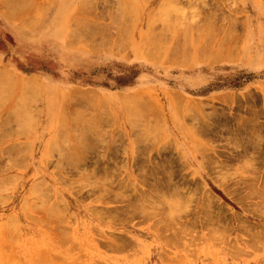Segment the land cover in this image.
Here are the masks:
<instances>
[{"label": "rangeland", "instance_id": "374dc122", "mask_svg": "<svg viewBox=\"0 0 264 264\" xmlns=\"http://www.w3.org/2000/svg\"><path fill=\"white\" fill-rule=\"evenodd\" d=\"M17 1L0 0V264H264V0Z\"/></svg>", "mask_w": 264, "mask_h": 264}, {"label": "bare ground", "instance_id": "6f19581e", "mask_svg": "<svg viewBox=\"0 0 264 264\" xmlns=\"http://www.w3.org/2000/svg\"><path fill=\"white\" fill-rule=\"evenodd\" d=\"M113 1H116V4H117V2H119L120 0H119V1H118V0H113ZM18 2H20V1H17V2H16L17 5H16V4H15V5H16L17 7L20 8V6H18ZM22 2H23V1L20 2L21 5H23V4L25 3V2H24V3H22ZM31 2H33V1L30 0L29 4H28L27 2H26L25 4L30 5V4H32ZM94 2H95V1H94ZM11 3H12V2H11ZM13 3H15V1H13ZM13 3L11 4V6L13 5ZM92 3H93V2H92ZM121 3H122V1H120V3L117 4V6H119ZM25 4H24V5H25ZM87 4H88V3H87ZM93 4H94V3H93ZM24 5H23V6H24ZM28 5H27V7H29ZM90 5H91V4L89 3V6H90ZM94 5H95V4H94ZM94 5H93V6H94ZM91 6H92V5H91ZM121 7H123V6L121 5ZM11 8H12V9H11ZM11 8H10V9H11L12 11H11V10H8V11H10L11 13H13V10H14L15 12L18 11V9H17L16 7H14L16 10H15L13 7H11ZM21 8H22V6H21ZM21 8H20V9H21ZM23 8H26V6L23 7ZM31 8H32V7H31ZM27 9H28V8H27ZM82 9H83V7H82ZM119 10H120L119 13H118V9H117V11L115 10V12H117L118 14H120V12H121L122 9L119 8ZM85 11H86V10H85ZM123 11H124V10H123ZM123 11H122V13H125V12H126V10H125V12H123ZM10 12H8V15H9ZM19 12H20V11H18L17 13H19ZM127 12H129V11H127ZM5 13H7V12H5ZM83 13H84V11H83ZM85 13H86V12H85ZM109 14H110V13H109ZM127 14H130V13H127ZM11 15H12V14H11ZM111 16H112V15L110 14V17H111ZM128 17H129V16H128ZM128 17H127V18H128ZM111 18H112V17H111ZM131 18H132V17H131ZM133 18H134V17H133ZM119 19H120V18H119ZM119 19H116V21L119 20ZM64 20H65V19H64ZM67 20H68V19H67ZM122 20H123V19H122ZM122 20H121V21H122ZM149 20H150V22H151V19H149ZM57 21H58V20H57ZM119 21H120V20H119ZM119 21H118V22H119ZM125 22H126V21H125ZM125 22H124L123 25H122V24H121V25L124 27V30L126 29V30H127L126 32H128V29H127L128 27L126 28L127 25H126ZM58 23H59V22H58ZM67 23H68V21H67ZM130 23H131V22H130ZM27 24H29V23H27ZM115 24H116V23H115ZM151 24H152V22H151ZM24 25H26V23H24ZM205 25H206V24H205ZM27 26H28V25H27ZM118 26L121 27V28H119ZM122 26H120V24L116 25V29H117V27H118V29H117L118 32H119V29H121V31H122V29H123ZM149 27H150V25H149ZM149 27H148V29H149ZM197 28H198V27H196V29H197ZM200 28H201V27H200ZM102 29H103V28H102ZM150 29H152V25H151ZM197 30H200V29H197ZM201 30H202V28H201ZM201 30L198 31V32L201 33ZM208 30L210 31V33H209V31H208L209 34H206L207 31H206L204 34L202 33L203 36H202V38L199 39V40H205V39H203L205 34L207 35V36L205 35V38H206V37H209L208 35H211V32H212L211 29H208ZM216 30H218V29H216ZM216 30H215V31H216ZM129 31H131V30H129ZM213 31H214V30H213ZM198 32H197L196 34H198ZM218 32H219V30H218ZM119 33H120V34H119ZM119 33H117V34L120 35V38L122 37V40H126V39H127V38L125 39L124 36L122 35L123 32H122V33L119 32ZM129 33H130V32H129ZM129 33H127V34H129ZM148 33H149V32H148ZM200 33H199V34H200ZM75 34H78V33H75ZM217 34H218V33H217ZM119 35H118V36H119ZM148 35L150 36V33H149ZM148 35H147V37H148ZM116 36H117V35H116ZM151 36H152V34H151ZM197 36H198V35H197ZM221 36H223V33H222ZM225 36L228 37V35H225ZM106 37H107V36H106ZM125 37H126V36H125ZM127 37H129V35H127ZM211 37H212V35L210 36V39H209V38H208V39L211 40ZM118 38H119V37H117L116 39H118ZM123 38H124V39H123ZM213 38H214V37H213ZM216 38H217V36H216ZM216 38H215V39H216ZM222 38H223V37H221V39H222ZM229 38H230V37H229ZM74 39H75V38H74ZM76 39H77V38H76ZM100 39H101V38H100ZM102 39H104V38H102ZM109 39H110V38H109ZM152 39H153V38H152ZM206 39H207V38H206ZM221 39H220V40H221ZM120 40H121V39H120ZM122 40H121V41H122ZM148 40H149V39H148ZM217 40H218V39H217ZM229 40H230V39H229ZM102 41H104V40L99 41V43H100V42L102 43ZM105 41H106V42H105L106 44H103V46H104V45L106 46L107 43H108V42H107V39H106ZM115 42H118V41L116 40ZM204 42H205V41H204ZM210 42H211V41H210ZM220 42H221V41H220ZM71 43H72V41H71ZM148 43H151V42H148ZM201 43H203V42L201 41ZM151 44H152V43H151ZM198 44H199V43H198ZM210 44H211V43H209V44L204 43V45H206L207 47H209L208 45H210ZM69 45H70V44H69ZM116 45H119V44H116ZM116 45H114V46L116 47ZM212 45H213V44H212ZM221 45H222V44H219L218 47H220ZM120 46L122 47V45H120ZM120 46H119V48H120ZM131 46H132V45H131ZM135 46H136V45H135ZM146 46H147V45H146ZM225 46H226V45H225ZM96 47H97V46H96ZM117 47H118V46H117ZM124 47H125V45H124ZM149 47L151 48V47H153V45H152V46L149 45V46H147V47H145V48L150 50ZM212 47H213V46H212ZM212 47H211V48H212ZM221 47H222V46H221ZM228 47H229V46H228ZM228 47H227V50H228ZM103 48H104V47H103ZM105 48H107V46H106ZM119 48H118V49H119ZM122 48H123V47H122ZM214 48H215V45H214ZM222 48H224V47H222ZM161 49H162V48H161ZM161 49H160V50H161ZM163 49H164V48H163ZM169 49H170V51H171V50H172V51L174 50V48H169ZM209 49H210V48H209ZM212 49H213V48H212ZM212 49H210V51H211ZM135 50H136V49H135ZM137 50H138V49H137ZM144 50H145V49H144ZM151 50H153V49L151 48ZM151 50L149 51L151 55H150V54H147L148 50H145V51H146L145 53H142V52H144V51H142V52H141L140 50H139V51H140L143 55L146 54V57H147V56H149V55H150V56H153L152 54H154L153 52H154V50H155V46H154V50L152 51V53H151ZM157 50H158V49H157ZM157 50H155V51H157ZM160 50H159L158 52H160V54H162ZM166 50H167V49H166ZM197 50H198V52H199V51L202 50V49H200V50L197 49ZM223 50H224V49H223ZM119 51H120V50H119ZM170 51H169V53H170ZM203 51H204V53H205V50H203ZM217 51H218V50H217ZM115 52H117V49H116ZM164 52H165V51H164ZM166 52H167V51H166ZM174 52L176 53V50H175ZM198 52H197V54H198L197 57H198V56H199V57H198V58H197V57H196V58L194 57V58L199 60V58H201V55H200V54H201L202 52H201V53H198ZM213 52H215V49H213ZM227 52H228V51H227ZM141 53H140V54H141ZM156 53H157V52H156ZM169 53H168V54H169ZM171 53H172V52H171ZM171 53H170V54H171ZM228 53H229V54L231 53V54H230L231 56L234 55V54L232 55V51H231V52L229 51ZM134 54H135V53H134ZM165 54L168 55L167 53H165ZM170 54H169V55H170ZM179 54H180V53H179ZM191 54H192V52H191ZM205 54H206V53H205ZM208 54H209V52H208ZM210 54H213V57L216 58V59H218V56H219V55L217 56L218 52H217L216 55H214V53H212V51H211ZM225 54H226V52H225ZM143 55H141V56H143ZM176 55H178V54L176 53ZM188 55H189V54H188ZM141 56H140V57H141ZM144 56H145V55H144ZM154 56H155V55H154ZM156 56H157V54H156ZM170 56H171V58H172V57H173V58H174V57H177V56H175V54H174V56H173V54H171ZM181 56H183V55L181 54ZM189 56H190V55H189ZM189 56H188L187 59H189ZM225 56H226V55H225ZM225 56H224V57H225ZM167 57H168V56H167ZM167 57H165V58H167ZM178 57H179V56H178ZM210 57H211V55H210ZM165 58H162V59L164 60ZM229 58H232V57L229 56ZM150 59H151V58H150ZM158 59H159V58H158ZM158 59H155V61L158 60ZM212 59H213V58H212ZM212 59H211V60H212ZM224 59H225V58H224ZM227 59H228V58H227ZM148 60H149V59H148ZM152 60H154V59L152 58ZM159 60H160V59H159ZM163 60H161V61H163ZM175 60H176V59H175ZM190 60H191V59H190ZM190 60H186V61H188V63H189ZM207 60H208V59H207ZM165 61H166V59H165ZM195 61H196V60H195ZM195 61L193 60V64L196 63ZM231 61H232V60H231ZM158 62H160V61H158ZM178 62H179V60H178ZM194 62H195V63H194ZM215 62H217V61H215ZM182 63L185 64V62H182ZM188 63H187V64H188ZM164 64H165V63H164ZM179 64H181V62H180ZM190 64H192V63H190ZM190 64H188V65H190ZM181 65H182V64H181ZM5 66H6V65H5ZM3 67H4V66H3ZM2 70H3V69H2ZM2 70L0 69L1 73H2V72L4 73L5 68H4L3 71H2ZM8 72L11 73V71H8ZM8 72L6 73V75L8 74ZM3 75H5V74H3ZM8 75H10V74H8ZM35 76H36V75H35ZM0 77H1V76H0ZM8 77H9V76H8ZM8 77L4 76V79H7V80H9V81H11V82L14 80V79H13L14 77H9V78H8ZM17 77H19V75H17ZM29 77H30V76H28V80H29V81H28V82H25V84H24V83H22V84H23V85H27V86H25V87L28 89V90H27L28 92H29V90L32 92V93L30 92L29 94H31V96L33 97V100H34V97H35V99H36V96H37V95H38L37 98L39 97L40 94H39L38 91H40V90H39L40 87H43V84H42V81H41V80H40V82H38L39 80H38V81H35L36 78L33 79V78H34L33 76H31L32 78H29ZM36 77H37V76H36ZM11 78H12V80H11ZM19 78H20V77H19ZM4 79H3V80H4ZM17 79H18V78H17ZM17 79H16V80H17ZM30 79H31V82H30ZM0 80H1V79H0ZM3 80H2V81H3ZM23 80H24V78H23ZM23 80H22V81H23ZM26 80H27V79H26ZM26 80H24V81H26ZM36 80H37V79H36ZM9 81H8V82H9ZM17 81H19V80H17ZM6 82H7V81H6ZM1 83H2V82L0 81V84H1ZM3 83H4V81H3ZM3 83H2V85H5V83H4V84H3ZM26 83H27V84H26ZM13 84H15V82H14ZM13 84H12V83H11V84L8 83V85H9L10 87H12ZM18 85H19V84H18ZM10 87H9V88H10ZM14 87H15V86H14ZM16 87H17V86H16ZM16 87H15V89H16ZM19 87H20V86H19ZM19 87H18V89H19ZM6 88H7V87H6ZM23 88H24V87H23ZM15 89H14V90H15ZM79 89H80V88H79ZM36 90H38V91H37L38 93L36 92ZM80 90H83V89H80ZM86 90H87V89H86ZM90 90H91V89H90ZM90 90L84 91V95H83V96H84L85 98H83V99H84V100L87 99L86 101L82 100L81 97H80L81 99L78 98V101H79V102H82V101H83L84 103H86V102H88V100H89L88 103H93V102H94V104H95V99H94L95 97H92L94 93L90 92ZM138 90H139V89H138ZM22 91H23V90H22ZM24 91L26 92L25 89H24ZM33 92H36V93H35V94H36L35 96H34ZM58 92H59V91H58ZM60 92H61V91H60ZM60 92H59V93H60ZM86 92L88 93V95H86V94H87ZM89 92L91 93L90 95H89ZM93 92H94V91H93ZM142 92H143V91H142ZM142 92H141V94H142ZM23 93H24V92H23ZM23 93H20V94H23ZM40 93H41V91H40ZM65 93H66V92H65ZM65 93H64V94H65ZM74 93H75V92H74ZM25 94H27V92H26ZM25 94L23 95V96L25 97L24 100H25V101H26V100H29V99L31 100L32 97H31V98H30V97L27 98V97L25 96ZM99 94H100V93H99ZM176 94H177V93H176ZM178 94H179V93H178ZM71 95H72V92H71ZM71 95H69V96H71ZM85 95H86V96H85ZM91 95H92V96H91ZM94 95H95V94H94ZM138 95H139V94H138ZM169 95H170V96H169ZM64 96H65V95H64ZM72 96H73V95H72ZM74 96H75V95H74ZM74 96L72 97L73 99H74ZM89 96H91V99H93L92 102H90L91 100L89 99ZM101 96H102V95H101ZM117 96H118V95H117ZM136 96H137V95H136ZM141 96H143V98H145L144 95H141ZM141 96H138V97H141ZM171 96H172L171 93L168 94V97H171ZM174 96H175V94H174ZM174 96H173L174 99L172 98V101L170 100V102H173V104H177V105H178V100H179V99H180V101L183 102V99H181V98H182V97L184 98V96H182V97L179 98L178 100H175V99L177 98V95H176L175 97H174ZM66 97H67V96H66ZM75 97H76V96H75ZM87 97H88V98H87ZM131 97H133V96L131 95ZM131 97H130V98H131ZM179 97H180V94H179ZM185 97H186V96H185ZM26 98H27V99H26ZM69 98H70V97H69ZM114 98H115V97H114ZM128 98H129V97H128ZM135 98H136V97H134V99H135ZM143 98H142V100H141V98H139L140 101H139V99H137L138 102H139V103L142 102V101H143ZM64 99H65V98H64ZM70 99H71V98H70ZM97 99H98V98H96V100H97ZM118 99H119V98H118ZM120 99H121V98H120ZM120 99H119V102H120ZM145 99H146V98H145ZM169 99H170V98H169ZM184 99H185V98H184ZM76 100H77V99H76ZM80 100H81V101H80ZM101 100H102V99H100V101H101ZM114 100H115V99H114ZM121 100H124V99L122 98ZM129 100H130V101H129ZM135 100H136V99H135ZM173 100L175 101V103H174ZM48 101H49V100H48ZM100 101H99V103H104L103 101H102V102H100ZM104 101H105V102L107 101L106 98H105ZM117 101H118V100H117ZM124 101H125V100H124ZM124 101H122V102H120V103H123ZM126 101H127V103L124 102V103H125L124 105L128 104V101L131 102L132 100H131V99H128V100L126 99ZM146 101H147V100H146ZM168 101H169V100H168ZM62 102H63V101H62ZM70 102H71V100H70ZM72 102H73V100H72ZM119 102H118V103H119ZM132 102H133V101H132ZM138 102H137V101H136V102H133L134 105L137 103V104H136L137 106H135V110H138V109L140 108V106H141V105L143 106V104H144V101H143L142 104H141V105L139 106V108H138V104H139ZM170 102H169V103H170ZM176 102H177V103H176ZM185 102H186V101L184 100L183 104H184ZM49 103H50V102H49ZM145 103H146V102H145ZM192 103H193V102H192ZM194 103H195V102H194ZM194 103H193V104H194ZM131 104H132V103H131ZM148 104H149V103H148ZM173 104H172V105H173ZM121 105H122V104H121ZM124 105H123V107H124ZM128 105H129V106H128ZM128 105H126L125 107H127V106L130 107V106H131L130 104H128ZM187 105H189V104H188V101H187ZM187 105L185 106V107H186V111L189 110V109H188L189 107H190V108L193 107V106H188V107H187ZM190 105H191V104H190ZM196 105H197V104H196ZM115 106H116V105H115ZM132 106H133V105H132ZM132 106H131V108H129V109H124V108H123L124 112L126 113L125 110H129V111H130V110L132 109L131 111H134V112H132V114H135V112H136V114H137L138 112L135 111V110L133 109ZM142 106H141V107H142ZM148 106H149V105H148ZM173 106H176V105H173ZM197 106H198V105H197ZM145 107L147 108V106H144V107H142V108H145ZM149 107H150V106H149ZM177 107L179 108L180 106L178 105ZM177 107H176V109L178 110ZM185 107H184V108H185ZM142 108H141L140 111L143 112L144 110H146V108L143 109V110H142ZM171 108H172V107H171ZM173 108H174V107H173ZM107 109H108V108H107ZM107 109H105V110H106V113L111 111V109H110V111H109V110L107 111ZM176 109L174 108V110H176ZM179 109H180V108H179ZM182 109H183V108H182ZM180 110H181V109H180ZM180 110H179V111H180ZM184 110H185V109H184ZM184 110L182 111L183 113L185 112ZM129 111H127V114L131 115V113H129ZM131 111H130V112H131ZM140 111H139V113H140ZM189 111H191V109H190ZM189 111H188V112H189ZM188 112H186V114H187ZM191 112H193V109H192ZM139 113H138V114H139ZM194 113H195V111H194ZM108 114H109L108 116H110L111 113H108ZM177 114H179L178 116H181V114L178 113V111H177ZM186 114H185V115H186ZM182 115H183V118H184V114H182ZM111 116H112V115H111ZM176 116H177V115H176ZM186 116H188V115H186ZM109 118H110V117H109ZM175 121H176V120H175ZM133 133H134V132H133ZM153 169H154V167H153ZM154 171H156V168H155ZM85 175H86V173H85ZM155 180H156V179H155ZM155 180H154V181H155ZM162 180H163V179H162ZM164 180H165V179H164ZM164 180H163V181H164ZM166 180H167V182L169 183V181H168L169 179L167 178ZM166 180H165V181H166ZM156 181H157V180H156ZM163 181H161V182H163ZM168 183H166V184H168ZM38 184H39V185H38ZM158 184H159V183H158ZM162 184H163V183H162ZM35 185H36V184H35ZM37 185H38V186H37ZM37 185L35 186V188H36V187H39V186H40V183L37 182ZM160 185H161V183H160ZM160 185H159V186H160ZM169 185H170V184H169ZM149 186H150V185H149ZM155 187L157 188V186H155ZM155 187H154V188H155ZM165 187H166V186L164 185V188H165ZM39 188H40V187H39ZM151 188H152V187L150 186L149 189H151ZM161 188H162V187L160 186V189H161ZM152 189H153V188H152ZM157 189H158V188H157ZM166 189H167V188H166ZM158 190H159V189H158ZM158 190H157V191H158ZM210 194H211V193H209V195H207V197H205V198H208V197L210 196ZM212 195H213V194H212ZM209 198H210V197H209ZM205 202H206V200H205ZM209 203H210V202H209ZM205 204H208V203H205ZM210 204H211V203H210ZM204 206H205V205H204ZM208 206H209V205H208ZM208 206H206V207H208ZM206 207H205V208H206ZM208 208H209V207H208ZM139 209H140V208H139ZM141 210H142V209H140V211H141ZM143 210H144V209H143ZM143 210H142V211H143ZM140 211H138V212H140ZM144 211H145V210H144ZM237 217H238V216H237ZM237 219H239V218H237ZM216 220H217V219H216ZM212 221H213V220H212ZM218 221H219V219H218Z\"/></svg>", "mask_w": 264, "mask_h": 264}, {"label": "crops", "instance_id": "0c3cea01", "mask_svg": "<svg viewBox=\"0 0 264 264\" xmlns=\"http://www.w3.org/2000/svg\"><path fill=\"white\" fill-rule=\"evenodd\" d=\"M51 103L53 104V103H55V101H51Z\"/></svg>", "mask_w": 264, "mask_h": 264}]
</instances>
